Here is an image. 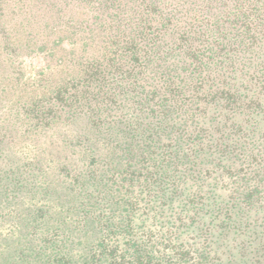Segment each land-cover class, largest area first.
<instances>
[{"label": "trees", "instance_id": "obj_1", "mask_svg": "<svg viewBox=\"0 0 264 264\" xmlns=\"http://www.w3.org/2000/svg\"><path fill=\"white\" fill-rule=\"evenodd\" d=\"M1 76L0 264H264V0H0Z\"/></svg>", "mask_w": 264, "mask_h": 264}, {"label": "rangeland", "instance_id": "obj_2", "mask_svg": "<svg viewBox=\"0 0 264 264\" xmlns=\"http://www.w3.org/2000/svg\"><path fill=\"white\" fill-rule=\"evenodd\" d=\"M52 46L54 45H50L48 49L39 52L40 54L25 56L22 59V62L16 60V65H15L16 69L13 72L21 80L22 89L20 95L30 96L32 95L34 89L37 86H39L40 89L43 88L44 85L39 83V81L43 78V73L39 72L38 69H41L43 65H45V63L48 62V59H46L43 55H45V53L50 54L51 51H53L50 50V47ZM60 57H61L60 55H56L54 56V60H58ZM60 71L61 68L57 64L53 66L52 73L55 76H57L60 73ZM0 81L3 82V85H5L7 79H3L1 76Z\"/></svg>", "mask_w": 264, "mask_h": 264}]
</instances>
